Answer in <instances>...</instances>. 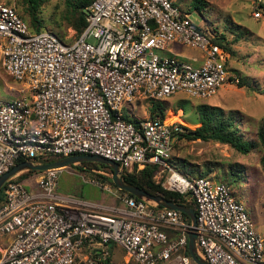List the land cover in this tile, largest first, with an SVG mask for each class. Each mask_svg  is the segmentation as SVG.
I'll use <instances>...</instances> for the list:
<instances>
[{
    "label": "built area",
    "instance_id": "2783aa9c",
    "mask_svg": "<svg viewBox=\"0 0 264 264\" xmlns=\"http://www.w3.org/2000/svg\"><path fill=\"white\" fill-rule=\"evenodd\" d=\"M248 1L252 17L263 18L264 0ZM85 12L86 27L67 43L32 31L13 5L0 3L1 66L26 91L0 99V176L21 158L51 155L100 156L121 173L155 164L163 189L195 202L196 247L207 264H264L263 239L230 186L171 165L184 129L159 116L128 122L121 109L177 93L206 99L227 80L239 83L226 67L229 53L174 0H92ZM173 42L199 51L202 61L162 54ZM60 171L37 174L33 192L16 177L3 185L0 239L10 240L0 264H74L80 255L100 264L111 244L136 264H193L184 253L185 214L127 194L112 206L58 193Z\"/></svg>",
    "mask_w": 264,
    "mask_h": 264
},
{
    "label": "rangeland",
    "instance_id": "374dc122",
    "mask_svg": "<svg viewBox=\"0 0 264 264\" xmlns=\"http://www.w3.org/2000/svg\"><path fill=\"white\" fill-rule=\"evenodd\" d=\"M174 1L187 18L200 27L206 35L210 37L224 35L233 42L231 47L233 53H229L226 67L232 75L241 78L244 85L238 86L227 80L221 84L214 95L206 99L190 98L177 93L160 102L164 111V121L172 118V122L166 123L194 127L198 122L197 105L206 104L222 109L221 114L230 115L237 123L240 135L257 145L255 132L261 117L264 116V17L260 19L252 17L248 0H199L200 4L195 0ZM0 3L13 5L29 25L26 6L22 0H0ZM65 3L66 0H44L36 14L40 30H49L63 42L70 43L77 34L68 23L69 11ZM197 3L200 10L194 8ZM168 50H180L184 53L194 51L177 42L170 43L163 51ZM21 89L20 84L5 73L0 62V99L10 100L24 95L26 91ZM153 103V100L140 98L131 103H123L121 109L130 119L148 118ZM183 132L186 130L184 129ZM260 155L259 147L243 155L229 145L213 141L179 139L175 136L170 163L183 173H189L195 167L209 168L220 163L223 169L219 174L227 175L226 180L230 181L232 194L244 205L264 243V172L259 166ZM46 158L54 161L57 156H42L41 161H35L37 159L33 161L47 163L44 161ZM235 163H239L246 173L234 183L232 182L234 177L230 176V169ZM213 172L210 178L217 181L219 171L214 169ZM36 176L38 175L34 173L30 179L22 180L24 187L31 192L35 191V185L32 186L31 183ZM108 179L111 180V173L107 169L82 163L69 165L59 172L57 192L102 204L120 206L121 201L117 197H121L123 193L114 188ZM106 187L111 192L106 190ZM3 198V188H1L0 200ZM111 255L112 264H135L117 245L112 244ZM74 264L88 263L85 262V256L80 255Z\"/></svg>",
    "mask_w": 264,
    "mask_h": 264
},
{
    "label": "trees",
    "instance_id": "16d2710c",
    "mask_svg": "<svg viewBox=\"0 0 264 264\" xmlns=\"http://www.w3.org/2000/svg\"><path fill=\"white\" fill-rule=\"evenodd\" d=\"M22 1L26 6V13H27V17L29 20L28 21L29 28L30 29L32 28L31 30L34 32L41 31L42 29L40 30L39 28V20L37 18L36 11L44 0H22ZM91 1L92 0H66L65 5H66L67 10L69 11L67 20H68V23L71 24V26L74 28L77 35L81 34V32L86 27L85 8L91 3ZM195 1L198 3L200 2L199 0H195ZM198 3L194 5V8L196 10H200ZM19 16L24 20V17L22 15H19ZM24 21L26 22V20ZM211 41L224 47L228 53H233V50L231 48L233 42L229 41L224 35H217L213 37ZM237 84L238 86H242L244 85V81L241 78H239V83ZM153 101L154 103L152 104L150 108V111H151L150 117L153 118L155 116H159L161 119L164 120V111L160 103L162 101H159V100H153ZM196 111L198 115V122L196 126L187 127V125L186 126L182 125V128L185 129L186 132L178 133L176 136L179 139L185 138L187 140H200L203 142L213 141V142H217L220 144L229 145L233 150L243 155L250 153L251 151L256 149V147H259L261 151V155L259 157V166L261 170L264 172V116L261 117L259 124L257 126V129H256V132H255L256 137H257V145H256L253 141L246 139V138L244 139L240 135V129L238 128L237 123L234 121L232 117H230V115L221 114L222 109H218L213 106L210 107L206 104H199L196 107ZM171 119L169 120L165 119V120L166 122H172ZM124 120L128 122H133V123L136 122L135 119H132V118L130 119L129 117L125 115H124ZM59 158L61 157L57 156L56 159H59ZM22 161H24V159L21 158L17 161V163H20ZM35 161L39 162L41 161V159L35 160ZM44 161L51 162L52 159L46 158L44 159ZM82 164L107 169L110 173H112V171L107 166L100 164V163L83 162ZM215 166L216 168H214ZM215 166L209 167V168L195 167V168H192V170L189 173H183V172L181 173L189 177L199 176V177L210 178L212 177V172L214 171V169H216L217 171H219L217 172V177H216L218 179L217 181L224 182L230 187H232L229 184L230 181L228 182V179L226 180V178H228L227 175L221 176L219 174L221 170L223 169L222 165L220 163L219 164L216 163ZM233 168H237V169H233ZM159 170H160V167L158 165L146 164L142 169L138 171L133 170L131 172H127V171L122 172V177L124 178L126 182L133 184L151 194L161 195L168 201H171V202H174L180 205H184L187 207H191L195 210L196 206L192 198L163 189V187L161 186V182L163 181L164 178L163 177L160 179L158 178ZM34 173L40 174L41 172H37V171L23 172L22 174L18 175L13 180L22 182L23 179L28 178V176ZM244 173H246V171L243 169V167L239 165V163H235V165L230 169V176L234 177L232 182L234 183L236 181L238 182V180L243 177ZM102 178H105V177H102ZM108 181L114 188H116L110 179H108ZM119 191L123 194H127L131 197H134L125 191H122V190H119ZM2 202H3V199L0 200V205L2 204ZM111 247H112V244L109 247L110 249L109 256L105 260L99 261L100 264H112ZM184 253H187V250H185ZM78 259L79 258H76V261Z\"/></svg>",
    "mask_w": 264,
    "mask_h": 264
},
{
    "label": "water",
    "instance_id": "95a60500",
    "mask_svg": "<svg viewBox=\"0 0 264 264\" xmlns=\"http://www.w3.org/2000/svg\"><path fill=\"white\" fill-rule=\"evenodd\" d=\"M83 162L100 163L107 166L112 171L111 181L118 190L125 191L140 200L155 204L163 208L178 210L185 214L189 218L191 224L190 230L188 232V254L194 264H207L205 259L198 253L196 247L197 233L195 229L196 216L194 209L168 201L161 195L151 194L133 184L126 182L122 177L119 165L103 157L96 155H71L47 163H35L30 160H24L20 163L15 164L9 171L0 176V189L8 180L17 177L23 172H43L50 169H62L69 165L79 164Z\"/></svg>",
    "mask_w": 264,
    "mask_h": 264
},
{
    "label": "crops",
    "instance_id": "0c3cea01",
    "mask_svg": "<svg viewBox=\"0 0 264 264\" xmlns=\"http://www.w3.org/2000/svg\"><path fill=\"white\" fill-rule=\"evenodd\" d=\"M162 54H167V53H170V54H174V55H177L178 57H181L182 59L186 60V61H189V62H192L193 64L197 65L199 64L201 61H202V53H200L199 51L197 50H194L192 52H188L187 53H184L183 51H180V50H168V51H162L161 52ZM33 175V174H32ZM28 176V178H26L27 180L30 179V177L32 176ZM34 180L35 178L33 179V182L31 183L32 186H34ZM111 192V191H109ZM118 198V197H117ZM9 240H10V237H5V238H2L0 239V251H1V257L0 259L3 257L4 255V252H5V248L7 247L8 243H9ZM123 251V250H122ZM188 251V250H187Z\"/></svg>",
    "mask_w": 264,
    "mask_h": 264
}]
</instances>
